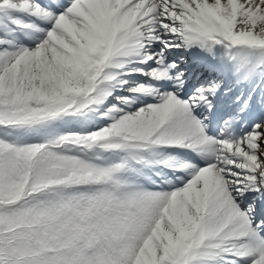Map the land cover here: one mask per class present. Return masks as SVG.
Masks as SVG:
<instances>
[{
	"label": "snow or ice",
	"instance_id": "obj_1",
	"mask_svg": "<svg viewBox=\"0 0 264 264\" xmlns=\"http://www.w3.org/2000/svg\"><path fill=\"white\" fill-rule=\"evenodd\" d=\"M0 264H264V0H0Z\"/></svg>",
	"mask_w": 264,
	"mask_h": 264
}]
</instances>
